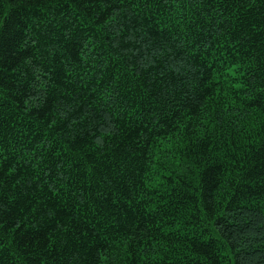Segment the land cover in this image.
I'll list each match as a JSON object with an SVG mask.
<instances>
[{
    "label": "trees",
    "instance_id": "1",
    "mask_svg": "<svg viewBox=\"0 0 264 264\" xmlns=\"http://www.w3.org/2000/svg\"><path fill=\"white\" fill-rule=\"evenodd\" d=\"M0 264H264V0H0Z\"/></svg>",
    "mask_w": 264,
    "mask_h": 264
}]
</instances>
